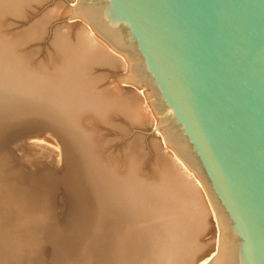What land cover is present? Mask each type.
Masks as SVG:
<instances>
[{
    "label": "bare ground",
    "instance_id": "obj_1",
    "mask_svg": "<svg viewBox=\"0 0 264 264\" xmlns=\"http://www.w3.org/2000/svg\"><path fill=\"white\" fill-rule=\"evenodd\" d=\"M45 1L0 0V126L12 132L14 122L36 120L74 149L93 194L95 224L90 240L76 242L57 225L41 223L50 216L44 187L22 199L15 219L8 213L18 190L0 182V264H44L46 243L62 249L69 264H237L238 235L120 21H105L101 0ZM45 3L26 27L12 26ZM49 27L50 58L36 60V49L26 46ZM118 118L137 127L124 166L106 153L110 138L100 132L109 126L122 134L128 127ZM29 145L22 159L53 162L58 155L39 139ZM146 151L153 176L142 171ZM63 207L72 219L73 200ZM209 217L218 233L202 240Z\"/></svg>",
    "mask_w": 264,
    "mask_h": 264
},
{
    "label": "water",
    "instance_id": "obj_2",
    "mask_svg": "<svg viewBox=\"0 0 264 264\" xmlns=\"http://www.w3.org/2000/svg\"><path fill=\"white\" fill-rule=\"evenodd\" d=\"M101 1L237 233V264H264V0Z\"/></svg>",
    "mask_w": 264,
    "mask_h": 264
},
{
    "label": "rangeland",
    "instance_id": "obj_3",
    "mask_svg": "<svg viewBox=\"0 0 264 264\" xmlns=\"http://www.w3.org/2000/svg\"><path fill=\"white\" fill-rule=\"evenodd\" d=\"M45 2L48 4L51 0ZM46 3L36 9H31L19 21L18 19L14 20L12 26L15 28L26 27L37 16L36 14H39L46 8ZM69 3L71 2L69 1ZM47 29L44 30L40 38L28 42L26 46L27 48H35L36 60H43L45 62L50 58L49 54L52 49L50 44L51 30L50 27ZM102 71L105 72L104 70ZM124 85L130 86L129 84ZM143 89L148 90L146 86H143ZM121 118H118L117 122H121L123 126H127L120 120ZM13 125L18 128L12 132L11 130L6 131L7 129L5 127L0 126V152L3 156L0 162L3 161L5 164L2 167L4 176L0 177V182L6 186V189L13 187L18 190V194L16 191L10 196L12 210L8 214L17 219V211H20L25 206L22 199L26 195L36 198V194L46 188L49 189L50 193L44 197V201H48V206L45 211L50 216L40 218L43 219L40 222L57 225L63 237H68L73 241L90 240L95 224L94 199L91 202V196L93 197V194L86 185V180L81 172L82 169L74 149L66 147L62 143V139H57L36 120L28 119L17 121ZM133 126L130 128L127 126L128 128L120 130L122 134H116L119 131H112L109 126H104L100 131L102 133L103 130V136L105 135V138H110L105 140V146L103 147L106 149V153L116 155L118 160L122 162V166H124L123 162L125 160L127 146L131 141V139H128V136L131 133L135 134L137 132V127ZM151 130L152 126L148 125L146 132L149 133ZM35 139H39L40 142L53 147L58 152L53 162L35 160L33 158H21L22 150L28 149L30 147L29 143ZM152 159L146 151L141 165L142 171L145 174L152 175L154 173L155 167L152 164ZM41 197L42 195L39 196V198ZM66 198H71L76 207V214L72 219H66L65 217L63 202ZM208 220L209 225L201 238L202 240L213 238L218 233L214 218L209 217ZM40 252L39 257L43 260L44 264H69L64 251L57 249L52 243H46L44 247L41 246Z\"/></svg>",
    "mask_w": 264,
    "mask_h": 264
}]
</instances>
